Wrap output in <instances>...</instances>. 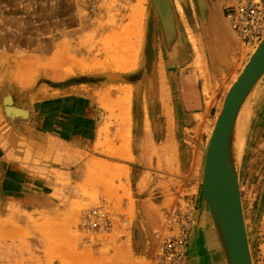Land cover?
<instances>
[{"label": "rangeland", "instance_id": "1", "mask_svg": "<svg viewBox=\"0 0 264 264\" xmlns=\"http://www.w3.org/2000/svg\"><path fill=\"white\" fill-rule=\"evenodd\" d=\"M138 1L0 0V264L127 263L122 246L109 253L125 234L132 264H157L162 215L197 210L215 111L257 45L224 36L221 0ZM243 111L240 195L264 264V75ZM84 116L104 121L95 149L62 147L82 133L67 119ZM102 201L113 227L86 233L81 213Z\"/></svg>", "mask_w": 264, "mask_h": 264}, {"label": "water", "instance_id": "2", "mask_svg": "<svg viewBox=\"0 0 264 264\" xmlns=\"http://www.w3.org/2000/svg\"><path fill=\"white\" fill-rule=\"evenodd\" d=\"M263 75L264 37L226 91L205 150L199 211L210 219L223 264H253L234 138L241 110Z\"/></svg>", "mask_w": 264, "mask_h": 264}, {"label": "built area", "instance_id": "3", "mask_svg": "<svg viewBox=\"0 0 264 264\" xmlns=\"http://www.w3.org/2000/svg\"><path fill=\"white\" fill-rule=\"evenodd\" d=\"M223 16L238 45L256 46L264 37V0H221ZM109 204H99L84 209L81 213L82 227L86 233L105 232L113 227ZM193 212L178 214L167 210L162 215L165 232L158 237L157 264H182L188 249ZM126 224L125 219L120 220Z\"/></svg>", "mask_w": 264, "mask_h": 264}, {"label": "crops", "instance_id": "4", "mask_svg": "<svg viewBox=\"0 0 264 264\" xmlns=\"http://www.w3.org/2000/svg\"><path fill=\"white\" fill-rule=\"evenodd\" d=\"M223 33L224 36L227 37L229 39V41L233 38L232 32L227 24V22L223 19ZM34 98H37V96L35 95ZM41 98L35 99V100H39ZM87 109L84 110V115H86ZM209 112H211V107L209 108ZM218 114V111H215V116ZM102 118H100V120H95L94 122V129H90L91 125L93 124V121H89L88 117H78V118H73V117H69V119H67L66 124H80L79 128L82 130V133H80V135L78 136V134L74 135L76 138L75 142L73 143L72 141H70L69 139H63V142L61 145L62 147L65 146L66 148L68 147V144H73V146H75V150H82L83 153L86 152L88 153V149L91 147L90 145L95 146L96 143L99 140V129L101 127V124L104 122L103 120H101ZM74 120L76 123H74ZM81 126V127H80ZM73 128V126L71 127ZM144 128V127H143ZM91 130V137L90 139V143H89V139L87 138V132H90ZM142 130V128L140 129V131ZM142 133V131H141ZM41 136L44 139H39V141H43V143L45 144L44 147V153H42L43 156H47V157H52V153L56 152L58 149L55 144L51 145L49 144L50 142L48 141L49 139L53 138V136H51L50 134L43 133L41 134ZM89 137V136H88ZM72 139V138H71ZM85 141V143H89L87 144V146H85L84 148H80V142L81 141ZM141 142V141H140ZM65 143V144H64ZM94 148V147H93ZM60 149V148H59ZM95 149V148H94ZM98 150V149H97ZM91 155H93V157L95 156V158H100L98 157V154H94V153H90ZM131 155L135 158V154L133 153V151H130L129 156ZM111 162L113 163H119L121 165L124 166V170H126L127 172H130V166L132 165L130 159H121L119 157V159L117 160H111ZM166 200V204H170L171 201L168 199ZM129 203L128 200H123V204L127 205ZM193 227L190 231L189 234V239H188V250H187V254L182 262V264H223L222 258H221V253L219 250V247L215 241L214 238V233L211 229V223H210V219L208 216H206L205 213H200L199 211V205L197 206V210H195V212H193ZM200 221V222H199ZM208 221V222H207ZM197 230L202 231V233L205 235V239H206V244L209 245L208 248H203V246L199 245L198 242H196V233ZM121 229L116 230L114 233H120ZM127 233V232H126ZM114 244H111L110 247L113 248L111 249L112 251H109V253H111V255H115V251H117V248H119V246H122V250H123V255H125V259L128 261L127 263H119V264H132L131 263V259H132V239L131 237H129L128 234H125V236L123 238H121L119 241H114ZM215 245V246H214ZM121 250V249H120ZM134 258H138L141 259V256L136 257L133 254Z\"/></svg>", "mask_w": 264, "mask_h": 264}, {"label": "bare ground", "instance_id": "5", "mask_svg": "<svg viewBox=\"0 0 264 264\" xmlns=\"http://www.w3.org/2000/svg\"><path fill=\"white\" fill-rule=\"evenodd\" d=\"M138 1V0H137ZM143 1V0H142ZM137 3H139V1L137 2ZM140 4V3H139ZM136 5V4H135ZM134 5V6H135ZM139 6V5H138ZM142 6V5H141ZM135 9V8H134ZM134 9H132V10H134ZM137 9V8H136ZM140 10V9H139ZM136 11H138V10H135V13H136ZM142 12V11H141ZM140 12V13H141ZM170 12V11H169ZM138 14V13H137ZM135 15V14H134ZM132 17H133V14H132ZM168 17H170V15H168ZM135 19V17L133 18V20ZM136 20V19H135ZM165 20H166V18H165ZM130 22H131V18H130ZM133 22V21H132ZM139 21H138V19H137V23H138ZM165 22V21H164ZM136 23V22H135ZM166 23V22H165ZM134 24V23H133ZM132 25V24H131ZM170 25V24H169ZM168 25H166V27H167ZM125 28V27H124ZM167 29V28H166ZM169 29V28H168ZM130 30H131V28H130ZM126 35V34H125ZM124 35V36H125ZM120 38V37H119ZM125 39V38H124ZM31 57V56H30ZM29 58V57H28ZM80 62V61H79ZM82 62V61H81ZM86 65V64H85ZM85 79V78H84ZM88 79H90V78H87V80ZM91 80V79H90ZM49 81V80H48ZM82 81V80H81ZM84 81V80H83ZM260 81V80H259ZM259 83V82H258ZM257 83V84H258ZM45 86V85H44ZM257 86V85H256ZM256 88V87H255ZM255 88H254V90H255ZM72 89V88H71ZM74 90V89H73ZM77 90V92L78 91H84L83 93H82V95H84V94H90L91 95V93H92V91L90 90V88H85V87H79L78 89H76ZM254 90L252 91V93H251V95L249 96V98L253 95V93H254ZM43 91H44V89H43ZM70 93V92H69ZM54 94V93H53ZM46 96V94L44 93V92H42L40 95H38L37 96V98H44ZM3 97V96H2ZM5 97H7V96H5ZM249 98H248V100H249ZM4 99H6V98H4ZM247 100V101H248ZM247 103V102H246ZM246 103H245V105H246ZM13 105V104H12ZM244 105V106H245ZM6 108H7V110L9 111V112H11V111H14V113L15 112H17V113H15V115L17 114V115H19V114H21V113H24V112H21V113H18L19 112V110H21V109H16V107H13V106H11V105H7L6 106ZM18 108V107H17ZM243 109H244V107L242 108V110H241V113H240V115H239V119H238V121H237V126H236V130H235V138H234V142H235V146H236V149H237V158L239 159V154H240V151H241V142H242V139H241V134H243L242 133V129H243V127L244 126H242V115H243V113H244V111H243ZM23 111V110H22ZM26 111V110H25ZM5 112H6V110H5ZM8 112V113H9ZM243 112V113H242ZM14 113H12V114H14ZM12 114H10L11 116H12ZM9 115V114H8ZM9 115V116H10ZM24 115V114H23ZM22 115V116H23ZM25 115H26V113H25ZM24 115V116H25ZM23 116V117H24ZM20 117V116H19ZM244 136V135H243ZM243 143V142H242ZM207 216V215H206ZM200 222V221H199ZM208 222V221H207ZM127 224V223H126ZM3 227V226H2ZM215 246V245H214Z\"/></svg>", "mask_w": 264, "mask_h": 264}]
</instances>
